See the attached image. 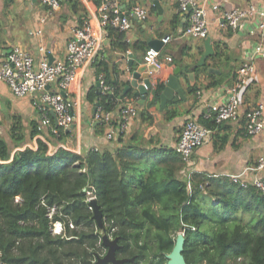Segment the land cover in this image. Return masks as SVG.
Returning <instances> with one entry per match:
<instances>
[{
	"label": "trees",
	"instance_id": "1",
	"mask_svg": "<svg viewBox=\"0 0 264 264\" xmlns=\"http://www.w3.org/2000/svg\"><path fill=\"white\" fill-rule=\"evenodd\" d=\"M77 7L74 0L71 8ZM106 31L111 47L125 54L130 46L124 32ZM105 81L112 90L91 89L87 99L115 115L129 93L122 95L123 84ZM163 87L156 84L147 107L159 101ZM11 120L8 137L0 136V264H81L103 253L91 198L104 231L121 246L117 255L134 258L128 264H166L178 233L188 264H264V195L253 186L191 173L174 150H147L135 132L126 140L125 132L118 134V147L77 154L50 150L52 136L37 124L25 128L19 116ZM198 121L210 130L223 123L212 116ZM54 224L60 233L52 232Z\"/></svg>",
	"mask_w": 264,
	"mask_h": 264
},
{
	"label": "crops",
	"instance_id": "2",
	"mask_svg": "<svg viewBox=\"0 0 264 264\" xmlns=\"http://www.w3.org/2000/svg\"><path fill=\"white\" fill-rule=\"evenodd\" d=\"M73 1L60 0V9L52 17H47L46 6L36 0H0V64L12 45L25 49L36 65L43 57H46L49 62L64 61L71 28L80 25L86 15L79 0H76L78 1L77 10L71 8ZM137 1L148 11V19L144 22L129 15L130 3L127 0H121L123 12L129 15L130 20V28L124 33L125 40L130 46V55L125 56L121 51L113 49L106 31L95 63L79 72L77 85L80 88L81 119L78 137L81 141V153L89 151L93 146H96L97 150L119 146L116 142L117 135L107 140L105 136L108 127L93 120V114L98 107L96 101L91 102L87 99V95L91 89L98 91V75H102L104 79L111 82L123 84V92L130 85L133 73L139 71L143 52L149 47L151 40H160L166 35L171 37L168 44H162L160 51L162 58L170 56L172 62L164 63L159 72L149 75L150 88L147 89L144 100L134 95L136 90L133 87L126 91L129 95L123 100V103L127 100L132 101L131 103L138 108L137 116L127 127L124 140L130 134L138 133L141 146L147 150L162 147L175 151V143L186 121L189 119L198 121L200 116L206 117L207 109L211 104L224 102L227 97L226 88L235 78V73L245 54L257 43L264 45V33L256 28L258 18L246 20L239 28L231 29L222 25L219 12L210 11L208 4V35L203 39H193L182 35L185 20L177 11L176 0H159L162 7L160 15L150 0ZM249 5L261 9L264 8V0H230L228 4L222 6L221 10L244 8ZM152 7L155 9L153 10ZM43 18L45 20L41 22ZM206 39L210 40L213 54L206 57L201 64L200 58L205 49ZM102 64L105 65L102 67ZM177 67L180 69L177 77L182 95L174 92L172 98L166 101L162 111H159L160 98L157 103L147 107L156 84L161 81L165 87L169 76ZM195 67L199 69L195 71ZM185 68L187 69L184 70ZM254 69L255 73L248 79V84L239 94L240 106L237 118L211 129V133L203 144L196 147L191 154V163L185 165L187 171L229 179L232 175L241 173L244 178L249 179L254 174L258 160L264 156V127L260 133L248 135L246 114L256 104H262L264 121V58L254 61ZM189 73L194 74L193 80L187 77ZM143 76V72L138 73V84L143 83L145 79ZM129 77H131L130 80ZM219 81L218 85H212ZM191 87L195 88L194 92L190 91ZM49 89L54 88L50 86ZM125 94L122 93V95ZM38 98V94L17 97L11 92L9 86L0 80V136L8 137L13 116H19L25 128H29L30 123L37 124L39 112L33 102ZM119 108L120 106L115 115L112 114V122H117ZM168 111H175L177 115L167 120L165 115ZM47 112L54 120L53 112L49 110ZM149 116H152L151 122H149ZM76 129L71 128L72 136L68 138L57 141L49 137L48 141L53 146L60 141L74 147ZM26 145L33 146L34 142H28ZM175 153L180 157L176 151ZM180 174L184 177L188 176L185 169H182ZM260 175L264 176V168Z\"/></svg>",
	"mask_w": 264,
	"mask_h": 264
},
{
	"label": "built area",
	"instance_id": "3",
	"mask_svg": "<svg viewBox=\"0 0 264 264\" xmlns=\"http://www.w3.org/2000/svg\"><path fill=\"white\" fill-rule=\"evenodd\" d=\"M46 6L47 17H52L60 9V0H36ZM130 3L129 15L135 16L139 21L148 19L146 8L138 4L137 0H127ZM230 0H176L177 11L184 17L182 35L186 38L203 39L208 35L207 6L212 12H219L222 25L231 29L239 28L244 21L258 18L256 28L264 33V8L249 5L244 8L222 9ZM86 11V16L80 25L71 28V37L66 44L65 60L49 62L46 57L41 58L37 65L32 56L18 45H12L0 64V80L4 81L11 92L17 97L39 95L33 104L39 112L37 128L57 141L59 138L72 136L71 128H77L74 147L67 143L55 146L48 143L50 150L58 147L65 148L81 154V141L78 137L81 119L80 88L77 85L79 72L91 67L103 45L106 28L111 27L122 32L130 28L129 15L123 12L121 0H79ZM44 18L41 22H44ZM253 31H251L252 33ZM163 45L171 40L169 35L160 38ZM125 56L130 55L126 51ZM264 58V45L257 43L248 51L235 78L226 88L227 97L222 103H214L208 107L206 117H213L216 123L235 120L239 113V94L248 84V79L255 73L254 61ZM172 62L170 56L161 57L160 49L148 47L142 55L140 66H152L154 70L149 75L159 72L164 63ZM129 80L131 77L128 78ZM53 86V90L49 89ZM97 88L102 94L112 90L109 83L102 75L97 77ZM147 89V87H144ZM199 93V92H197ZM127 100L119 108L117 126H112V113L103 111L99 106L93 114V120L105 124L107 128L106 139L111 140L115 135L126 132L127 127L138 114V108ZM52 111L54 120L47 111ZM263 106L256 104L246 114V131L248 135H255L264 127ZM211 130L201 125L196 119L186 121L181 129L174 149L180 155L185 165L191 162L194 149L206 140ZM68 134V135H67ZM67 135V136H66ZM41 138V137H40ZM93 146L90 151H97ZM264 168V156L260 157L254 174L251 178L243 174L232 175L230 180L240 186H253L260 194L264 195V176L260 172Z\"/></svg>",
	"mask_w": 264,
	"mask_h": 264
},
{
	"label": "water",
	"instance_id": "4",
	"mask_svg": "<svg viewBox=\"0 0 264 264\" xmlns=\"http://www.w3.org/2000/svg\"><path fill=\"white\" fill-rule=\"evenodd\" d=\"M152 5L155 6L157 9L158 14L160 15L162 13V7L159 3V0H150ZM182 29V28H181ZM162 46V42L159 39H153L149 42V47H152L154 49H160ZM204 52L201 56V64L203 63V60H205L206 57L211 56L213 54L212 47L210 45V40L206 39L204 42ZM130 64V62H129ZM154 70L152 66H142L139 68L138 72H134L132 75V80L130 81V85L125 88V90L122 92L123 94L126 93V91L133 87L135 88L136 92L134 93L135 96H140L141 99H145L147 96V89L150 88V81H149V74L148 72ZM211 70V69H209ZM143 72V77L145 78L142 84L137 83L138 79V73ZM180 69L177 67L172 75L169 76L165 87L160 94V105H159V111H162L165 103L167 100L172 98V94L176 92L179 95H182V89L180 86L179 79L177 75L179 74ZM187 77L191 80H193L194 74L189 73ZM147 87L145 89L144 87ZM95 110V108H94ZM155 129V128H152ZM88 204L90 206V209L92 211V219L94 220L96 226L102 231V235L100 238L101 245L105 248H107V251L104 256H95L94 262L87 260L83 261L81 264H127L133 262L134 258H121L117 259L115 257L116 250L120 249L121 246L118 244L117 238H110L106 232L104 231L103 222H102V212L100 211L98 205L96 204L95 199L91 198L88 201ZM183 244H184V236L183 233H178L175 239L174 246L172 247L171 251L166 254L167 263L166 264H188L186 263L182 251H183Z\"/></svg>",
	"mask_w": 264,
	"mask_h": 264
},
{
	"label": "rangeland",
	"instance_id": "5",
	"mask_svg": "<svg viewBox=\"0 0 264 264\" xmlns=\"http://www.w3.org/2000/svg\"><path fill=\"white\" fill-rule=\"evenodd\" d=\"M4 132L6 130H3ZM3 137V136H2ZM5 137V136H4ZM7 139V138H6ZM19 199H16V201H18ZM61 231V226L59 224H54L53 228H52V232L53 233H60ZM107 234V233H106ZM110 238L112 237L109 233L107 234Z\"/></svg>",
	"mask_w": 264,
	"mask_h": 264
},
{
	"label": "flooded vegetation",
	"instance_id": "6",
	"mask_svg": "<svg viewBox=\"0 0 264 264\" xmlns=\"http://www.w3.org/2000/svg\"><path fill=\"white\" fill-rule=\"evenodd\" d=\"M113 237H111V239H112ZM101 243V242H100ZM103 247V246H102ZM104 248V252L103 253H101V254H98L99 256H104L105 255V253H106V251H107V248H105V247H103ZM119 250V249H118ZM118 250H116V252H115V257L117 258V259H121V258H124V257H120V256H118L117 255V251ZM94 260H95V256H94V259H92V260H90V261H92V262H94ZM128 264V263H127Z\"/></svg>",
	"mask_w": 264,
	"mask_h": 264
}]
</instances>
